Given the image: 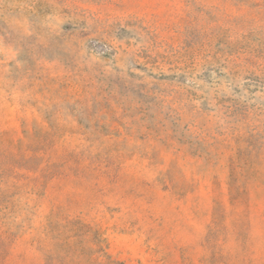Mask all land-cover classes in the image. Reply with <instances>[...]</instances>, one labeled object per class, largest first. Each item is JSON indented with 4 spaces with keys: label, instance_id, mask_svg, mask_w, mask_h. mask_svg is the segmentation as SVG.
I'll list each match as a JSON object with an SVG mask.
<instances>
[{
    "label": "rangeland",
    "instance_id": "rangeland-1",
    "mask_svg": "<svg viewBox=\"0 0 264 264\" xmlns=\"http://www.w3.org/2000/svg\"><path fill=\"white\" fill-rule=\"evenodd\" d=\"M0 264H264V0H0Z\"/></svg>",
    "mask_w": 264,
    "mask_h": 264
}]
</instances>
